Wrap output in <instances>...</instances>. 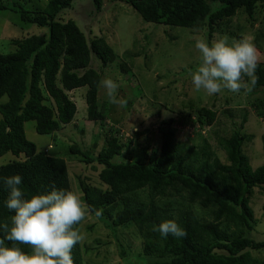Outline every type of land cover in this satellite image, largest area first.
Returning a JSON list of instances; mask_svg holds the SVG:
<instances>
[{"label":"trees","instance_id":"16d2710c","mask_svg":"<svg viewBox=\"0 0 264 264\" xmlns=\"http://www.w3.org/2000/svg\"><path fill=\"white\" fill-rule=\"evenodd\" d=\"M73 1L48 0L44 7L35 8L19 0H0V11L12 12L21 24L47 29L41 35L13 39L15 51L0 53V99L7 97L0 104V157H13L0 166V224L9 222L14 215L5 206L9 189L4 177L20 175L19 187L25 198L47 194L53 188L72 191L67 162L50 155L47 149L37 150L26 138V122L34 121L39 135L61 130L73 122L77 112L69 93L86 86L87 119L102 128L107 126L108 103H113L109 98L105 104L98 99L103 73L90 67L91 56L100 61L103 69L117 62L119 55L104 38L88 40L74 21L62 22L58 18ZM119 1L131 6L146 23L192 32L202 30L209 44L217 32L240 38L241 26L232 25L234 30L231 29L238 13L253 20L259 9L264 23V0ZM92 2L96 9L103 5V0ZM126 66L120 65L125 74L130 73ZM255 74L258 82L251 91L264 87V61H258ZM243 79L249 83L248 77ZM141 85L134 88L141 89ZM137 96L150 103L144 93L139 91ZM248 104L264 122V97ZM182 108L187 110L181 109L178 115L197 126L194 137L184 141L177 139L178 130L173 127L177 115L172 112L174 116L163 118L158 112L159 147L147 138L134 154L130 147L135 141L123 143L114 126L108 129L105 144L96 155L70 146V154L79 155L78 161L100 166H92L98 170V184L78 178L82 204L102 209L100 217L94 212L89 215L103 222L114 235L118 227L133 228L142 240L140 254L152 259L144 264H264V259L252 253L264 251V240L249 236L258 222L251 198L255 189L264 187V163L253 169L244 151L245 144L253 140V135L243 133L249 109L239 107L236 115L226 109L223 113L232 125L229 134L212 132L223 153L222 161L209 137L201 133L202 129L215 126L217 111L192 101ZM149 125L134 132L132 138L146 134ZM261 142L264 152V137ZM116 157L122 159L117 161ZM167 220H175L187 235L176 239L153 230ZM81 223L74 227L79 229ZM3 235L0 230V238ZM5 243L26 253L31 251L27 245ZM88 251L79 242L72 249L73 264H84V253ZM120 255H127L123 247Z\"/></svg>","mask_w":264,"mask_h":264},{"label":"rangeland","instance_id":"374dc122","mask_svg":"<svg viewBox=\"0 0 264 264\" xmlns=\"http://www.w3.org/2000/svg\"><path fill=\"white\" fill-rule=\"evenodd\" d=\"M19 1L27 2V6L38 8L44 7L48 0ZM58 18L62 22L74 21L88 40L96 37L104 38L119 55L117 62L103 69L100 61L95 56H91L90 67L101 71L103 79L110 78L118 85L114 93L117 103L112 105L108 103L110 110L107 113L106 127L102 128L98 123L87 119L86 86L69 93L77 112L73 122L61 130L51 135H39L35 131L34 121L24 124L26 138L36 145L37 150L47 149L50 155L63 158L67 162L72 191L80 199L78 178L81 177L90 184H98V170H94L92 166H96L97 169H100V166L78 161L79 155L75 157L70 154V146H77L83 152L96 155L105 144V134L108 133V129L114 126L119 130L123 143L130 139L135 141L130 147L134 154L147 138L155 147H159L161 133L158 127L161 126L159 125L161 119L157 116L158 112L163 118L174 116L172 112L177 115L173 127L178 130V140L192 138L197 132V126L193 127L188 118L183 119V116L178 115L181 109L187 110L182 108V105L189 101L217 111L215 126L206 127L201 133L209 137L213 150L222 161L223 153L219 150L212 132L216 130L220 135H224L227 131L229 134L232 125L223 111L230 109L236 115L239 107H247L249 112L243 133L253 135V140L245 144L244 151L253 169L264 163V152L261 146L264 122L254 114L252 107L248 104L249 101L264 97V87L254 91L241 89L242 93L241 91L232 93L224 89L211 96L203 90L199 92L194 90L189 73L195 70L200 57L193 37L197 35L205 37L202 30L192 32L187 28L146 23L131 6L119 0H103L100 9L95 8L92 0H74L71 7L60 12ZM232 25L241 26L238 33L240 38L244 35H250L253 38L252 43L259 56L258 61H264V23L261 20L260 10H257L253 20L248 19L244 13H238L231 22V29H233ZM44 33H47L46 28L21 24L12 12L0 11V53L15 51L16 48L11 44L13 39ZM221 37L223 34L217 32L212 41ZM121 63L127 65L130 73L125 74V71L120 68ZM159 76L163 78L159 79ZM138 84L141 85V89L134 88ZM138 90L144 93L150 103L148 100L138 98ZM107 98L106 90L101 85L98 99L105 104ZM227 100L230 101L227 103ZM6 101L7 97L4 96L0 99V104ZM235 121L238 120L235 119ZM148 125L146 134L132 138L134 132L143 131ZM12 158L10 154L0 157V166L8 163ZM121 159L116 157L117 161ZM251 207L258 222L249 236L256 241L264 240V187L255 189V194L251 198ZM79 231L84 237L81 244L85 249H89L87 253H84V264H144L152 260L151 257L140 254L142 240L133 228L123 230L118 227L114 235L103 222L88 214L82 221ZM121 247L127 251L125 257L120 255ZM252 253L255 257L264 259V251Z\"/></svg>","mask_w":264,"mask_h":264},{"label":"clouds","instance_id":"9594fccd","mask_svg":"<svg viewBox=\"0 0 264 264\" xmlns=\"http://www.w3.org/2000/svg\"><path fill=\"white\" fill-rule=\"evenodd\" d=\"M193 39L200 57L195 70L189 73L195 91L203 90L211 96L224 89L232 93L254 89L258 82L255 73L259 56L250 35L231 38V41L225 35L211 44L199 35ZM244 77L249 78V83L244 82ZM100 84L110 102L117 103L114 93L118 85L107 77ZM3 180L9 189L5 206L14 215L9 222L0 224L4 233L0 238V264H73L72 249L84 239L74 226L91 212L100 217L102 209L83 205L76 193L64 189L53 188L47 194L25 198L19 187L22 184L20 175L4 177ZM153 230L176 239L187 235L175 220L164 221ZM6 241L13 245H27L31 251L26 253L19 247H9Z\"/></svg>","mask_w":264,"mask_h":264}]
</instances>
